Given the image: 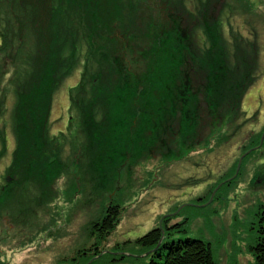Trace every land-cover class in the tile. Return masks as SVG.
Here are the masks:
<instances>
[{"label":"rangeland","instance_id":"obj_1","mask_svg":"<svg viewBox=\"0 0 264 264\" xmlns=\"http://www.w3.org/2000/svg\"><path fill=\"white\" fill-rule=\"evenodd\" d=\"M135 4L131 7L140 14L147 5L163 22L165 12L190 16L185 22L187 35L199 48L191 68L194 85H202L207 63L212 64L216 54L207 50L210 30L230 65L244 59L242 72L250 69L254 81L243 94L240 109L223 105L222 117L214 115L211 124L209 116L202 119L195 144L186 139L187 147H180L173 124L164 136V146L158 144L152 152L147 147L126 151L112 164L103 161L100 171L94 166L96 147L82 133L85 126L73 108L75 98L69 94L87 69L86 49L80 47L72 72L62 76V68L56 67L42 130V137L47 138H42L41 149L25 144L16 150L11 121L18 86L15 75L22 71L23 60L35 63L42 59L43 49L36 45L31 24L34 16L43 15V8L37 12L29 7L30 18L23 19L26 25L20 41L15 21L0 24L9 33L6 40L12 48L0 53V100L6 94V111L0 118V264H148L151 250L134 241L156 226L171 232V239L207 240L215 264H255L251 246L258 217L264 213V0H138ZM205 13L204 20L201 15ZM70 28L69 35L74 33L73 26ZM139 38L137 42L129 37L123 40V44H138L137 52L124 50V59L128 56L125 68L143 72L151 58L145 56L148 40ZM45 40L40 44L46 53ZM71 41L73 38L68 39ZM68 56L64 55L62 64H68ZM189 61L184 58L181 69L188 70ZM99 112L101 119L103 110ZM170 149L174 152L171 157L165 155ZM17 152L18 158L25 153V159L16 171ZM105 158L103 154L102 160ZM100 177L104 181L101 187L97 185ZM108 205L119 207V223L102 240L91 224ZM147 208L150 219L138 220ZM178 223L179 227H167Z\"/></svg>","mask_w":264,"mask_h":264},{"label":"trees","instance_id":"obj_2","mask_svg":"<svg viewBox=\"0 0 264 264\" xmlns=\"http://www.w3.org/2000/svg\"><path fill=\"white\" fill-rule=\"evenodd\" d=\"M37 1L38 5H33V0H0V24L15 21L20 27L19 41L26 25L24 20L30 18L29 7L37 8V12L43 8V15L34 16V23L31 24L36 34L34 37L38 40L36 45L43 49L42 59L35 63L23 60L20 64L22 71L15 75L18 86L14 89L11 121L16 150L25 144L37 145L38 148L44 144L42 138L45 140L47 137H42V130L45 129L49 96L56 83V67L62 68V76L72 72L80 47L86 49L90 72L85 67L79 84L69 94L72 100L75 98L73 108L81 115L80 120L85 126L82 133L88 143L96 147L94 166L100 171L103 161L112 164L126 151L134 152L147 147L152 152L154 146H164V136L173 124L180 138V147H187L186 139L193 140L195 144L199 138L197 126L202 119L209 116L211 124L214 115L222 117L223 105L230 108L236 106L239 110L243 94L254 81L250 69L247 73L242 72L244 59L237 65H230L223 58V49L217 44L216 34L207 27L210 30L206 28L209 31L207 50L211 49L216 54L212 64L207 63L202 85H194L191 68L197 60L199 48L194 47L187 35L185 22L190 16L186 14L165 12L166 22H163L147 5L141 14L133 9L131 5H136L138 0ZM201 16L204 20L207 18L206 13ZM71 26L74 33L69 35ZM6 35L9 33L0 29V53L12 49ZM139 36H142V41L148 40L145 56L149 54L151 58L149 67L143 72L138 68H125L128 56L124 59V50L127 53L137 52L138 44H123V40L129 37L130 41L137 42ZM44 38L46 53L45 47L40 44ZM72 38L73 41L68 43V39ZM187 40L189 44L186 45L184 41ZM235 40L233 37V43ZM130 48L133 52H129ZM64 55L68 56V64H62L65 62ZM184 58L190 59L188 70L181 69ZM228 78L231 79L229 83ZM199 90L202 92L198 94ZM1 97L0 118L6 111V94ZM99 100L102 104L97 103ZM100 109L103 110L101 119L98 116ZM103 119L105 122L101 124ZM103 154L105 160H102ZM177 154L180 155V152L177 151ZM165 155L171 157L174 152L166 150ZM15 158L17 171L25 153L18 158L17 152ZM16 171H11L13 177ZM44 177L47 181L49 176L45 171ZM53 178H50L51 181ZM11 180L8 179L9 182ZM103 182L100 177L97 185L101 187ZM119 217V207L108 205L99 219L91 224V229L97 238L104 240L117 227ZM180 225L167 227L173 229ZM165 229L153 227L134 241L137 246L151 250L148 264H215L212 246L207 240L200 237L171 239L168 238L171 232ZM251 248L255 264H264V213L258 217L257 235Z\"/></svg>","mask_w":264,"mask_h":264},{"label":"bare ground","instance_id":"obj_3","mask_svg":"<svg viewBox=\"0 0 264 264\" xmlns=\"http://www.w3.org/2000/svg\"><path fill=\"white\" fill-rule=\"evenodd\" d=\"M150 208V207H149ZM149 208H147V209H145L144 211H142L141 212V214L138 216V220H140V221H146V220H148V218L150 219V216H151V214L152 213H150L149 211H148V209ZM151 209V208H150ZM150 213V214H149Z\"/></svg>","mask_w":264,"mask_h":264}]
</instances>
